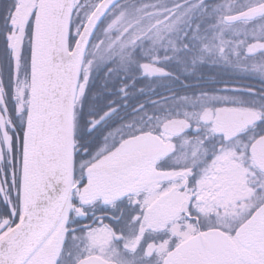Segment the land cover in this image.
I'll use <instances>...</instances> for the list:
<instances>
[{
    "label": "snow or ice",
    "instance_id": "6c2138e0",
    "mask_svg": "<svg viewBox=\"0 0 264 264\" xmlns=\"http://www.w3.org/2000/svg\"><path fill=\"white\" fill-rule=\"evenodd\" d=\"M0 264H264V0H0Z\"/></svg>",
    "mask_w": 264,
    "mask_h": 264
}]
</instances>
